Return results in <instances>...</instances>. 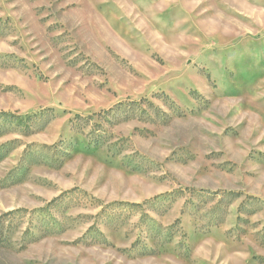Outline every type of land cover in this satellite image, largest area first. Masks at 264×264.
Returning a JSON list of instances; mask_svg holds the SVG:
<instances>
[{
  "label": "rangeland",
  "instance_id": "374dc122",
  "mask_svg": "<svg viewBox=\"0 0 264 264\" xmlns=\"http://www.w3.org/2000/svg\"><path fill=\"white\" fill-rule=\"evenodd\" d=\"M0 264H264V0H0Z\"/></svg>",
  "mask_w": 264,
  "mask_h": 264
}]
</instances>
